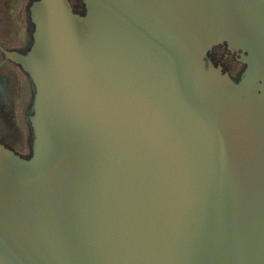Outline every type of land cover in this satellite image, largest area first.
I'll list each match as a JSON object with an SVG mask.
<instances>
[{
  "label": "water",
  "instance_id": "water-1",
  "mask_svg": "<svg viewBox=\"0 0 264 264\" xmlns=\"http://www.w3.org/2000/svg\"><path fill=\"white\" fill-rule=\"evenodd\" d=\"M81 2L30 0L0 45L32 91L0 264H264V0Z\"/></svg>",
  "mask_w": 264,
  "mask_h": 264
},
{
  "label": "flooded vegetation",
  "instance_id": "flooded-vegetation-1",
  "mask_svg": "<svg viewBox=\"0 0 264 264\" xmlns=\"http://www.w3.org/2000/svg\"><path fill=\"white\" fill-rule=\"evenodd\" d=\"M30 0H0V45L8 50L24 52L31 33L28 19ZM230 60V75L237 78L243 68L224 46L213 49ZM221 56V55H220ZM211 57L214 56L211 52ZM234 61H231L232 59ZM32 97L29 79L21 67L5 58L0 50V143L22 156L31 154V132L26 118Z\"/></svg>",
  "mask_w": 264,
  "mask_h": 264
},
{
  "label": "trees",
  "instance_id": "trees-1",
  "mask_svg": "<svg viewBox=\"0 0 264 264\" xmlns=\"http://www.w3.org/2000/svg\"><path fill=\"white\" fill-rule=\"evenodd\" d=\"M71 2H72V5H73V7H74L75 10H82L83 7H82L81 0H71ZM220 55H222V54L220 53Z\"/></svg>",
  "mask_w": 264,
  "mask_h": 264
},
{
  "label": "rangeland",
  "instance_id": "rangeland-1",
  "mask_svg": "<svg viewBox=\"0 0 264 264\" xmlns=\"http://www.w3.org/2000/svg\"><path fill=\"white\" fill-rule=\"evenodd\" d=\"M72 3V2H71Z\"/></svg>",
  "mask_w": 264,
  "mask_h": 264
}]
</instances>
